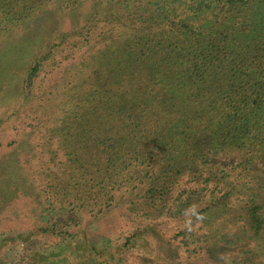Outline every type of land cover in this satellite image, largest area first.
Wrapping results in <instances>:
<instances>
[{
	"label": "rangeland",
	"instance_id": "rangeland-1",
	"mask_svg": "<svg viewBox=\"0 0 264 264\" xmlns=\"http://www.w3.org/2000/svg\"><path fill=\"white\" fill-rule=\"evenodd\" d=\"M98 3L99 0H0V180L7 173L4 180L17 176L20 182L16 197L0 193L6 205L0 206V264H87L89 243L109 251L108 264H245L244 258L256 255L254 264H264V221L259 235L244 225L249 219L245 205L254 203L253 199L263 203L264 167L257 169L249 162L240 165L249 147L216 146L208 142L209 132L214 131L199 122L235 111L228 81L234 72L217 70L216 79H226V86L221 101L218 96L212 117H207L213 109L210 99L208 107L199 105L196 111L192 102L182 100L179 105V101L169 100L176 91L188 94L193 84L202 89L199 92L210 91L213 85L218 91L216 79L202 71L205 50H182L186 43L183 45L172 34L165 37L167 41L154 39L139 46L136 53L131 52L133 43H126L123 36L132 33L125 34L117 20H108V7ZM241 10L250 14L251 25L254 21L261 23L254 28L262 33L264 0L241 5L239 11L234 6L225 18L218 16L224 22L217 28L202 29L207 38L223 39L224 56L221 49L214 54L227 62L229 41L232 46L241 43L245 48L253 44L255 37L249 31H238L234 25L235 20L239 21L234 15L241 16ZM116 12L114 8L112 14ZM193 35H189L190 40ZM180 54H184L181 61ZM170 60L176 64L177 76L170 75ZM186 67L200 70V77L211 80L204 87L202 82L190 83L181 73ZM33 68L37 69L30 83L27 78ZM119 85L129 86L132 94L107 104L117 111L124 108L129 116L113 120L107 117L102 102L86 100L93 91L117 89ZM167 85L169 91L165 89ZM159 97L165 102H158ZM258 100L262 107L257 104V108L262 112L264 95ZM188 105L189 117L177 112L180 107L187 112ZM250 108L249 103L242 104L236 112L245 117ZM79 125L97 133L98 146H88L84 135L72 137ZM146 134L150 151L129 161L130 167L121 165L123 171L111 183L110 191L87 182L91 178L89 156L106 155V160L113 152H127L125 148H134L130 144H135V136L141 141ZM80 141L87 145L78 151ZM194 143L203 145L209 163L203 164V159L196 166L195 162H187ZM260 158L258 154L255 160L259 165ZM173 159L182 162L183 175L173 184L172 198L162 213L144 216L130 212L128 201L123 202L125 197L121 196L137 183H130V171L136 172L135 177ZM80 163L84 164L82 172L77 169ZM3 166L6 169L2 170ZM220 170L230 174L226 173L218 184L214 179L204 184L207 174ZM196 175L202 176L199 184H194ZM188 180L191 185L185 184ZM78 181L84 185L81 191L75 187ZM2 184L14 186V182ZM189 186H193L192 190L206 186L207 195L204 202L194 201L182 215L174 199ZM213 190L215 193L210 194ZM220 191L227 194L225 199L206 203ZM110 195L115 198L110 199ZM186 196L184 192L181 199ZM263 214V210L258 212L264 220ZM61 230L66 233L59 234ZM134 232L143 234L133 238Z\"/></svg>",
	"mask_w": 264,
	"mask_h": 264
},
{
	"label": "trees",
	"instance_id": "trees-1",
	"mask_svg": "<svg viewBox=\"0 0 264 264\" xmlns=\"http://www.w3.org/2000/svg\"><path fill=\"white\" fill-rule=\"evenodd\" d=\"M253 1L254 0H99L97 6L104 5L108 7L106 9V18H108V20L110 21L117 20V23H119V27L122 26L125 34L132 33V35L123 36L126 43L129 41L133 43L130 47L131 52L136 53L139 46L144 47L154 39H163V41H167L165 37L173 34L174 39H180L183 45L186 43V45L181 48L182 50H205L206 54L204 55V58H202V65L205 68L202 71L210 75L212 80L216 79L217 70L222 72H234V75L229 77L228 79L232 89L231 102H234V104L236 105V109L242 108V104L246 105L249 103L251 105V108L250 111L247 112L248 116L243 117V115H239L235 109L234 112L227 111L225 116L222 112L220 113L219 117L217 115L215 117H212L215 114V105L217 103L218 96L219 100L221 101V96H223V93L225 91L226 79L224 82L220 81L219 79L215 80L218 84V91H216V85L212 86L210 84V86H212V89L210 91L203 90L199 92L202 89L198 88L195 84H193V82H202L201 84L204 87L205 83L211 79L200 77L197 74L200 70L190 71L189 67H186V71H181L183 76H185L189 80V82H192L193 84L192 87L187 89L188 94H182L180 91H176L177 93H174L173 98H170L169 100H177L179 101V105L180 101L182 100L192 102L195 104L194 111H196L199 105L201 107L207 106L210 99L213 103V109L207 117L212 118L204 119L205 121H199L204 123L205 125H207V127L211 128L214 131L209 132L208 142H214L216 146L220 147L225 145H234L239 147L248 146L249 153L248 155L246 154L244 156L239 164L247 165L249 162V165L251 167L256 166V168L258 169L261 166L264 167V111H258V108L262 107L261 100L258 99H263L264 95V92L261 93L262 90H264V31L262 33H258V30H255L254 26L261 25V23L254 21V23L251 25L249 16L250 14L245 13L244 10L240 11L239 14L241 16L234 15L239 18V21L235 20L234 23L238 31H249V33L254 34L255 37H253V44L251 46L247 45L245 48L241 46V43L237 44L236 46H232L229 41V62L225 61L224 59H219L214 54L221 49V43H223V39L220 37L218 38L217 36H210L209 38H207V36L203 35L202 32V29L208 26H210L209 28H217V26L224 22V20L222 18H218V16H222L223 18H225L227 16L226 13H229L232 7L235 6V9L239 11L241 5H246ZM114 8L117 9V12L115 14H112V10ZM211 16H213V18H210ZM218 29L221 30V28ZM129 30H131L132 32H129ZM160 30H166V32H156ZM158 34H160V36H158ZM190 34L195 35V37L193 35V38L191 40L189 37ZM163 41H161L160 43H162ZM167 46L169 48L172 47L169 44ZM223 51V49L220 50L222 57L224 56ZM164 56L167 55L164 54ZM183 57L184 54H180L178 60L181 61ZM230 63L233 64V66H230ZM171 64L172 66L170 75L177 76L179 72L176 69L174 60L171 61ZM182 64L183 62H181V65ZM36 69L37 68H33L31 75H29V77L27 78L30 83L35 76L33 72H35ZM116 88L117 89L93 91L89 94L86 100L92 102H102V106L108 111V118L116 120L118 117H125L128 112L124 110V108H121L118 111L110 109L107 101L117 100L121 97L128 96L130 93L132 94V91L127 85H119ZM165 89L169 91L168 85ZM157 99L158 102H165V100L161 99L160 97ZM117 104L118 103H115L114 105ZM164 107L170 109V106L167 107L166 105ZM189 107L190 106L188 105L187 112L184 111L181 107L177 112H182L183 114H186L187 117H189ZM171 110L172 109H170L169 111ZM127 115L129 116V114ZM189 120L190 119H188L187 121ZM214 122H217L216 127L214 125ZM111 128L114 129V127ZM75 134L76 138L82 137L84 135L87 138L88 142L86 143L88 144V146L99 145L98 139L96 138L97 133L92 128L86 129L83 126L79 125L75 133L72 132V137ZM246 137L250 138L246 140ZM141 138L143 140L140 141L135 136V144H130V146L134 147L132 150H130V147L125 148L126 146H123L127 151L123 152L124 154L122 152L118 154H115L113 152L112 154H110V157H108L109 159L107 158L106 160H103V156L106 157V155L96 157H94L93 155L89 156L88 159L90 161L88 163L90 164V166L88 167V172L91 178L90 180L88 179L87 182H93L94 185L99 186L101 189H108V191H110L109 188H111V183H115L117 177L123 171V167L121 165H127L130 167L132 165V162L129 161L138 159L141 155V152L150 151V149L147 148L148 135L146 134L145 136H141ZM80 143H77L78 151H81L85 147V145H87L82 141H80ZM72 154L76 155V151L72 150ZM258 154L261 157L260 165L255 161L256 159H258ZM187 157V162H195V166L196 162L199 159L204 160L202 161L203 164L209 163L208 153L205 151L203 145L199 143H194V145L192 146V151L188 154ZM78 160V158H75L74 161L79 164ZM83 160H86V158H84ZM117 160H119L120 162L118 163ZM83 165L84 164L80 163V165L77 166L79 172H82ZM3 169H6V167L3 166L2 170ZM182 169V162L173 159L171 161L164 162L163 166L158 167L152 172L147 171L145 174H138L135 177H133V173L136 172L130 171V177H128V179H130V183L132 181L137 183H135V185L131 189H129L128 187L126 191H123L121 196H124L125 199H123L122 201H128L130 207L129 209L132 213H138L144 216L152 215V213H162V211L166 208L167 202L172 198L174 192L173 184L179 182L180 179L177 177L181 176L183 172ZM235 169L236 166L231 169V172H234ZM226 173V171L220 170L217 173L214 172V174H207L209 177L206 179V182L204 184L207 185L208 181H211L213 179L215 180V183L218 184L217 182L221 178L226 176ZM2 175L4 176V179L7 178V173H4ZM194 177V184L201 183L200 179L202 176L196 175ZM4 179H2L3 181L0 180V193H2L3 197H6V195L7 198L16 197L20 191V182L18 181L17 176L10 177V181ZM24 181L26 180L23 179L22 182ZM6 182H8V184L14 182V186H3L2 183ZM186 182L189 183H184L190 185L192 184L190 180ZM203 182L204 180H202V183ZM124 185L128 186L130 184L126 183ZM82 186L84 185L80 181H78V184L75 185L78 191H81ZM192 188L193 186H189V189L184 191L185 193H187L185 199H181V194H183L184 192L178 194L174 199L179 206L177 212L182 213V215H186L190 205L195 204L194 201L204 202V198L207 195V193H205V191L208 189L206 186H202V188H200L199 190H192ZM215 191L216 190L211 191L210 194L215 193ZM127 192L129 193L127 194ZM226 195L227 194H221L220 191V194H213V196L211 197V201L206 203L221 202L216 200L225 199ZM109 197L110 199L115 198L114 195H110ZM0 201V206H6L2 204L5 200H3L1 197ZM252 202L254 203L249 202L244 207L246 213L249 216V219L245 221L244 225H249L252 230H254V234L259 235L261 233L264 220L262 218V215H258V212L260 210L264 211V197L263 203L258 204V201H256L255 199H253ZM208 205L209 204H207L206 206ZM206 206H204L202 211H205ZM143 229L144 228H141V231H145ZM63 233L66 232L62 230L59 232V234ZM139 234H143V232H134L133 238L137 237ZM129 238L131 237H128V243L131 242V239ZM86 252L89 253L85 258L87 264H108L106 261L107 257L110 256L109 251H105L95 243H89ZM256 257L257 255L244 258V263L254 264L256 261Z\"/></svg>",
	"mask_w": 264,
	"mask_h": 264
}]
</instances>
